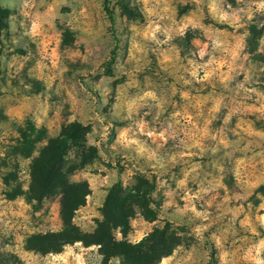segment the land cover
Masks as SVG:
<instances>
[{
  "label": "rangeland",
  "instance_id": "rangeland-1",
  "mask_svg": "<svg viewBox=\"0 0 264 264\" xmlns=\"http://www.w3.org/2000/svg\"><path fill=\"white\" fill-rule=\"evenodd\" d=\"M102 1L0 0V264L99 261L79 242L25 249L60 230L54 198L7 197L3 164L25 121L47 138L86 128L64 165L88 186L81 232L111 185L141 178L155 215L136 211L125 240L168 225L177 246L158 264H264V0H108L112 27ZM15 160L24 193L28 161Z\"/></svg>",
  "mask_w": 264,
  "mask_h": 264
},
{
  "label": "trees",
  "instance_id": "trees-1",
  "mask_svg": "<svg viewBox=\"0 0 264 264\" xmlns=\"http://www.w3.org/2000/svg\"><path fill=\"white\" fill-rule=\"evenodd\" d=\"M102 9L112 27L108 0L102 1ZM8 14V10L0 7V35L6 28ZM13 127L16 138L11 141L7 152L11 160L3 164V168L7 169L3 170L1 177L7 188V197L12 199L24 195L27 200L34 202L54 198L60 221V230L55 234L27 237L26 250L55 254L66 244L79 242L97 247L98 264H158L177 246L168 225L153 230L137 243L125 240L129 221L136 211L149 220L155 215L149 202L152 186L141 178L125 188L119 183L111 185L100 207V220L91 232H81L72 224V218L84 205L89 193L88 186L84 181H69L64 165L69 150L73 149L77 153L84 150L86 128L77 122H69L60 127L56 136L47 138L41 128L34 127L28 121ZM16 158L28 161L24 193L18 180ZM118 231L120 239L115 236ZM2 264H18V260L12 254H7Z\"/></svg>",
  "mask_w": 264,
  "mask_h": 264
}]
</instances>
